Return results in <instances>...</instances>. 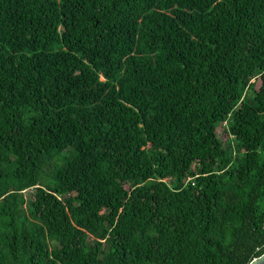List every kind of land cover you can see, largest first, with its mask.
I'll use <instances>...</instances> for the list:
<instances>
[{
	"label": "trees",
	"instance_id": "1",
	"mask_svg": "<svg viewBox=\"0 0 264 264\" xmlns=\"http://www.w3.org/2000/svg\"><path fill=\"white\" fill-rule=\"evenodd\" d=\"M263 253L264 0H0V264Z\"/></svg>",
	"mask_w": 264,
	"mask_h": 264
},
{
	"label": "water",
	"instance_id": "2",
	"mask_svg": "<svg viewBox=\"0 0 264 264\" xmlns=\"http://www.w3.org/2000/svg\"><path fill=\"white\" fill-rule=\"evenodd\" d=\"M250 264H264V253L260 257L251 261Z\"/></svg>",
	"mask_w": 264,
	"mask_h": 264
},
{
	"label": "rangeland",
	"instance_id": "3",
	"mask_svg": "<svg viewBox=\"0 0 264 264\" xmlns=\"http://www.w3.org/2000/svg\"><path fill=\"white\" fill-rule=\"evenodd\" d=\"M220 133H221L222 137H226L225 133L222 132V128H220Z\"/></svg>",
	"mask_w": 264,
	"mask_h": 264
}]
</instances>
